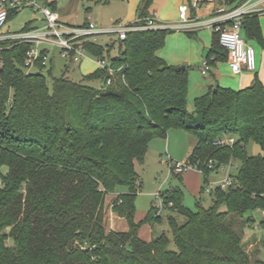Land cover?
<instances>
[{"label":"trees","instance_id":"obj_1","mask_svg":"<svg viewBox=\"0 0 264 264\" xmlns=\"http://www.w3.org/2000/svg\"><path fill=\"white\" fill-rule=\"evenodd\" d=\"M152 3L142 0L138 7L142 24L152 17ZM18 12L10 10L8 20ZM242 30L264 43L257 16L244 17ZM170 33L129 32L116 40L115 58L113 46L85 44L91 56L109 63L89 77L101 89L65 75L49 83L41 63L26 72L30 44L0 42V264H264L250 260L244 241L256 224L248 214L264 210V156L247 153L249 143L264 152V86L256 77L241 91L210 87L189 114L188 70L157 55ZM226 59L214 33L206 61L213 66ZM170 130L195 139L187 163L205 184L224 166L237 173L229 186L211 190V207L198 202L193 211L184 206L183 191L171 188L159 192L163 211L153 206L138 223L136 165ZM225 138L236 141L217 144ZM116 193L111 210L126 220L127 232L107 230L105 203ZM163 216L171 237L142 240V225L154 228ZM256 243L264 246L262 239Z\"/></svg>","mask_w":264,"mask_h":264},{"label":"rangeland","instance_id":"obj_2","mask_svg":"<svg viewBox=\"0 0 264 264\" xmlns=\"http://www.w3.org/2000/svg\"><path fill=\"white\" fill-rule=\"evenodd\" d=\"M164 1L153 0V3L158 2L160 5ZM56 4V11L60 21L68 30L84 28L89 23H94L99 28L105 30H112L116 25L127 27L134 25L137 21L136 9L130 11L127 0H56ZM171 25L168 24V26ZM45 26H47V21L43 14L28 7L21 9L17 15L7 21L2 29V34L22 33L27 28L29 31H36L42 34L45 33ZM167 28L172 31V35L169 36L171 39L168 41L170 45L180 44L181 35H187L181 28ZM116 40V37L105 34L98 36L96 41L93 42L104 48L113 46L110 56L111 58H115L119 55L120 50V45L116 43ZM90 42L88 39L82 41L84 45ZM38 49L41 53H48V61L45 69H43V73L48 78L49 83H51L52 78H61L65 75V77L74 83L101 89L102 83L100 81L89 79L92 74L100 69L94 63L96 58L94 59L91 55H86L85 59L78 64L64 58L61 49L48 42H41ZM80 66H82V69L79 68ZM35 70L36 68L33 67L27 69L26 72H35ZM50 71L52 76L49 75ZM200 92V89L196 90V87L194 89L191 85L189 90V114L195 112L194 99ZM170 131L175 132L173 133L175 135L172 136L169 146ZM170 131L167 139H158L151 142L144 164L142 166L140 164L136 165L138 166L137 172L140 175L142 183L141 190L136 199V217L139 222H144L151 208L159 204V200L156 197L157 193L166 192L171 188H180L183 191V204L185 207L195 211L197 203L200 202L203 207L209 208L213 203L211 190L224 184L230 174L234 175L237 173L236 167H227L218 172L211 173L208 183L205 184L202 173L197 170H190L183 176H180L181 178L185 177V180L181 181L179 177L172 173L171 166L174 163H187L189 155L193 150L192 145L195 139L182 130ZM156 144L160 145L157 149H153ZM247 153L249 156H264V152L254 143H249ZM165 157L167 160L164 159ZM109 202L110 198L107 197L105 210L109 208ZM110 215L111 212L108 210L105 217L107 227ZM163 215H166L165 212H163ZM248 216L254 219L256 224L254 228H247L245 230L244 241L246 243V250L249 252L252 262L256 260L264 261V246L256 243L261 239L264 240V228L259 226L264 221V210L251 212ZM161 234L171 237L170 228L165 216L162 217L159 224L154 226V229L146 224H143L140 229V235L146 238L151 236L157 237ZM172 248H174V245H172Z\"/></svg>","mask_w":264,"mask_h":264},{"label":"crops","instance_id":"obj_3","mask_svg":"<svg viewBox=\"0 0 264 264\" xmlns=\"http://www.w3.org/2000/svg\"><path fill=\"white\" fill-rule=\"evenodd\" d=\"M240 1L241 0H165L164 2L160 3V5L158 2L152 3L150 14L156 19L157 23L163 29H168L167 27L181 28L185 34H187L181 35L180 44L170 45L168 44V41L171 39L169 36L172 35V33H170L166 37L164 47L158 51L157 55L168 65L175 67H186L189 76V90L191 85L194 87V89L196 87V90H201L197 97L207 93L210 87L219 86L220 88L233 91L244 90L253 84L256 77H258L264 86V43H260L257 40L247 39L244 30H242L243 38L250 46L254 47L256 51L257 67L255 72L242 71L240 73H235L231 69L228 60L226 59L211 66L210 72L206 75L202 74V64L206 61L207 54L212 46L213 35L215 33L214 30L209 27V24L214 18L218 16V11L220 9H224L228 13L240 10L244 13L245 18L257 16L260 22L261 33L264 42V0H247L243 4H240ZM141 2L142 0H127L130 11L136 9L137 21L135 24L139 21L137 10ZM194 3H198V7H194ZM56 5V0H53V6L55 8L54 11L57 13ZM181 6L188 7V21L186 23L180 20L179 8ZM168 24H172V27L168 26ZM94 63L96 64V61H94ZM79 68L82 69V66ZM173 133L175 132L170 131L169 146L171 144L170 141L172 136L175 135ZM195 143L196 141H194V144L192 145L193 148ZM159 145L160 144H156L153 149H157ZM164 159L167 160L166 157ZM143 164H140V166ZM136 171H138V166H136ZM184 178L182 177L181 181H184ZM119 194L121 193L108 196L110 198V202L109 208L106 209V214L108 210L111 212V215L109 216V225L107 227L108 232H127L129 229L126 220L120 218L111 210V203L115 198H117ZM135 220L136 222H139L136 215ZM148 226L151 227L150 225ZM153 237L154 236L146 238L143 235H140V238L147 242L151 241Z\"/></svg>","mask_w":264,"mask_h":264},{"label":"built area","instance_id":"obj_4","mask_svg":"<svg viewBox=\"0 0 264 264\" xmlns=\"http://www.w3.org/2000/svg\"><path fill=\"white\" fill-rule=\"evenodd\" d=\"M53 0H2L0 2V42L11 41L17 44H30L31 50L27 53L25 58V67L31 69L36 67V64L41 63L44 67L47 65L48 53L39 52L38 46L41 42H48L61 49L62 55L66 59H70L73 63H79L85 59L86 55H90L84 48L82 41L88 39L91 43H95L96 38L101 35L110 34L120 41L127 38V34L132 31L141 30H157L163 29L154 17L145 20H139L135 25L122 27L116 25L112 30H105L99 28L94 23L87 24L84 28L68 30L60 21L59 15L52 8ZM32 8L43 14L47 21L45 26V33H37L36 31H26L15 34H2V29L8 21L10 10H21L23 8ZM194 7H198V3H194ZM187 6L179 8L180 20L184 23L187 19ZM244 13L240 10L226 12L224 9L218 11V16L214 18L209 27L219 34V42L223 48L228 52V63L235 73L242 71L255 72L257 67L256 51L254 47L250 46L242 36V24ZM229 24V25H228ZM84 39V40H83ZM96 64L100 69H106L109 66L107 60L95 59ZM211 70L210 64L205 61L202 64V74L206 75ZM109 74L113 73L112 69H108ZM109 83V81H108ZM236 141L235 138H225L218 142V145H232ZM214 166L213 161L209 162V168ZM230 166H224L225 169ZM190 170H197L189 163H174L171 166V171L174 175L183 176ZM232 180L230 175L221 186L223 188L229 186ZM159 204L156 206L158 213L163 211L162 200L160 193L156 195ZM172 205V204H171Z\"/></svg>","mask_w":264,"mask_h":264},{"label":"water","instance_id":"obj_5","mask_svg":"<svg viewBox=\"0 0 264 264\" xmlns=\"http://www.w3.org/2000/svg\"><path fill=\"white\" fill-rule=\"evenodd\" d=\"M180 70L184 71L186 70V67H180Z\"/></svg>","mask_w":264,"mask_h":264}]
</instances>
